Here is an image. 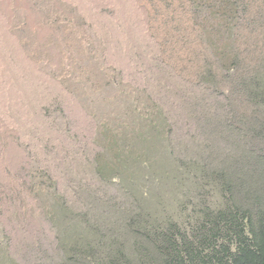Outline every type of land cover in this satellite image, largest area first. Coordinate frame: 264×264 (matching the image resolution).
Segmentation results:
<instances>
[{
    "label": "rangeland",
    "instance_id": "rangeland-1",
    "mask_svg": "<svg viewBox=\"0 0 264 264\" xmlns=\"http://www.w3.org/2000/svg\"><path fill=\"white\" fill-rule=\"evenodd\" d=\"M261 99L264 0H0V264L264 220Z\"/></svg>",
    "mask_w": 264,
    "mask_h": 264
},
{
    "label": "trees",
    "instance_id": "trees-1",
    "mask_svg": "<svg viewBox=\"0 0 264 264\" xmlns=\"http://www.w3.org/2000/svg\"><path fill=\"white\" fill-rule=\"evenodd\" d=\"M165 223L161 229L139 225L143 233L136 239L134 264H264V220L253 223L248 211L238 205L204 210L189 232L181 231L174 222ZM112 244L106 245V251H111L108 264H133L126 245ZM115 246L120 248L115 250ZM83 248L86 242L76 245L81 259L75 264L95 263L96 250L80 251ZM113 252L119 256L114 258Z\"/></svg>",
    "mask_w": 264,
    "mask_h": 264
}]
</instances>
